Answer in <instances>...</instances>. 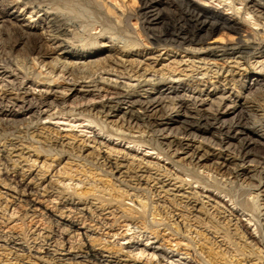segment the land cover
Segmentation results:
<instances>
[{"label": "bare ground", "instance_id": "bare-ground-1", "mask_svg": "<svg viewBox=\"0 0 264 264\" xmlns=\"http://www.w3.org/2000/svg\"><path fill=\"white\" fill-rule=\"evenodd\" d=\"M49 1H52L49 3L54 5L53 0ZM57 1L58 6L56 8H44L33 5L30 0H21L23 5L31 6V14H34V16L29 17V22H33V17L43 13L42 18L46 28V32L43 34H37L28 26H21L17 18L0 9V35L7 33L16 36L14 47L21 46L26 49L31 62L29 69L32 70V72H27L28 67L17 63V65L14 63L16 66L12 64L14 68L0 64V76L2 75L0 79V132L10 131V134H16L17 131L19 133L20 130H24L29 133L31 129L39 126L42 120H52L55 115L62 116L64 113L65 115L80 117L84 122L98 128L99 133L106 135L111 140L133 144L135 148L148 146L150 150L156 151V155H162L165 160L169 161V168L163 167V176L168 178L169 183L164 185L165 181L163 180L157 182L158 179L155 180V177L153 179L149 176L148 171L146 173L145 171L141 172L140 165L137 167L124 166L120 159L112 156L115 150L101 154V149L103 147L108 148L109 145L110 140L105 141V138L94 135L89 142L94 144V147L89 149L84 142L74 146H63L61 142V144L52 143L49 137L44 139L46 144L41 145L39 141L35 140L38 136L33 137L31 134L28 139V146L33 151L28 152L27 157L23 155L24 150L11 149L13 150L12 153L19 152L17 156L19 160L28 165L31 163V165L24 170L23 167H20L18 160L12 161L10 156L2 157L0 165L3 166V171L0 176V188L14 195V197L11 196L14 202H10V207L23 206L26 209L19 221L31 219L30 222L34 221L35 226H33L36 229L28 241L22 239L21 234L12 235L10 232L0 230V241L5 244L4 249L8 248L9 254L14 249L13 255H15L23 248V246H17L18 241H22L23 244L31 241V245L26 244L27 246L24 248L29 253L27 257L37 260L46 258L47 264H137L134 253L140 248L141 253L150 251L151 255H156L159 259L156 264H218L217 260L213 261L217 255L220 260L228 264L235 257L244 259L241 261L235 259V264H242L247 259L264 264V190L260 191L264 187V134L260 135L264 130V124L259 123L260 121L257 122V118H255L257 115L256 107L252 105L251 101L255 95L264 96V77L254 75L256 78L252 80L254 81L253 84L247 86L245 83H241L239 86V82L234 80L231 70L222 71L220 68L211 70L212 76L223 78L224 83H230L233 87L231 88L229 85L225 89L226 84L224 86L219 85L218 81L211 83V79L202 81L209 75V72L205 70L203 74H197L200 75V78L193 82L198 87V94L204 92V95H197L195 91L188 95L190 91L185 87L186 83L181 78L183 76L190 79L192 75H183L186 73L184 72L185 69L182 71L183 73H178V71V75L176 74L177 70L169 71L171 72L169 77L168 74L162 73L161 69L155 70V66L159 64L165 70L170 69L171 65L178 68L182 61H177L175 56H169L168 53L156 54L158 52L154 50L161 48L160 50L165 51L171 47L184 52L190 55L189 65L191 66L195 64L196 59L203 62L207 58H215L214 61L227 59L231 60L232 65H238L239 60L245 61L256 56L264 58V0H229L228 10L233 13L231 16L220 13L218 8L223 4L222 1L217 0L215 6L211 5L209 0H139L135 19L140 20V30L145 39L154 45L153 50L146 51L143 59L139 58L142 56L141 52L137 53V55L139 54L138 57L133 56L134 53L132 54V49L137 47V43L131 42L115 49V45L111 41L113 39L107 38L105 31L102 32L104 29L99 30V32L101 31L99 35L92 36L90 41L87 40V43L84 40V42H79L80 40L75 39L74 21L69 19L70 15L73 14L78 17L82 11L83 13L86 11L81 8L88 7L92 14L106 25L103 26L106 27L105 30L110 31L109 26H113L115 30L116 28L122 29L126 14L122 3L119 6H113L108 4L106 0ZM2 3L9 10H13L17 5L16 0H3L0 4ZM235 3L240 4L243 11L236 10ZM224 5L223 7H226ZM170 8H173L172 11L175 14L181 15L183 24L173 25V30L168 32L166 30L161 34L159 30L166 25L161 17L164 11L171 13ZM126 23L129 22L126 21ZM160 24L162 27L158 28ZM128 26L130 25L128 24ZM128 26L126 28H129ZM253 26L260 27V30H252ZM132 27L130 28L132 29ZM244 28L251 29V32L246 33ZM244 33L246 34L244 35ZM132 37L131 35L130 39H133ZM49 43L54 47L47 45ZM55 49L60 53L53 57ZM201 56L202 59L199 58ZM166 62L167 64L164 66L163 63ZM262 67L264 70V64ZM6 75L8 76L6 77ZM158 75H161L159 80L156 77ZM166 76L167 78L163 79ZM4 77L9 80L6 81L3 79ZM17 80L18 82H16ZM24 81H28L36 88H42L44 91L35 94L24 87ZM165 81L169 84L168 87L165 90L158 89L156 91L158 86L165 87L161 84ZM185 81L187 82V80ZM63 85L64 88H62ZM221 86L222 89H220ZM199 87H202L203 90ZM59 88L61 91H57ZM235 88H240L239 96L234 95V93L230 94V91ZM69 98H72L70 103ZM174 99L178 101L177 108L175 105L174 108L171 106L173 110H169L167 108L168 100ZM66 106H69L68 111H65ZM82 106L85 109L80 111ZM55 109H58L57 113H53ZM108 119H112V121L107 122ZM256 126H258L257 129H255ZM146 129L150 130V134L154 131V137L149 138V136L148 141L141 137L130 136L134 130L145 132ZM205 134L215 137L216 141L213 140L212 142L203 137ZM15 139L20 140L19 135H16ZM152 140L156 143L154 144ZM111 144L113 145V142ZM29 148L27 147V150ZM123 150L129 151L128 148ZM129 152L135 153V156L137 154L135 150ZM30 153L33 156H30ZM85 153L89 156L96 155V159L101 160V163H95L94 159L89 160L87 156H84ZM33 157L36 158L34 161H32ZM39 157L45 159L50 157V163L47 164L44 161L38 167L37 160ZM56 157L58 159L66 157L72 160L71 162L79 163V166H75L81 168L80 172L84 176L87 174L95 176L97 173L99 176L118 182L127 190L134 191L135 195L129 197L128 191H121L117 196L118 199L116 198L117 201L113 199L112 195L109 200L101 199L100 201L97 198L100 201L99 204L105 202V205L102 206L103 209L97 212V208L92 210V205L87 202L89 195L96 192V188L86 190L87 192L72 194L53 193L54 189L49 185L39 189L43 183L39 187L35 183L45 181L44 175L53 168V158ZM182 162H186V167L181 165ZM203 163L208 164L216 172L225 170L229 176L232 175L233 181H226L227 185L228 183H235L239 186L238 183L242 180H252L257 186L252 185L254 187L248 189L256 191V195L253 199H246L244 196L242 198L229 189L227 190L223 184L221 186L215 182L214 184L209 183L207 177L199 173V168ZM154 165L158 167H156L158 170L159 163L153 164V167ZM37 167L40 172L34 176L32 170L33 168L37 169ZM172 169L178 170L182 177L173 173ZM91 171H95V174H92ZM138 173L142 174L138 176ZM67 175L69 176V174ZM216 175L218 174L216 173ZM31 176L30 182L26 183V180ZM185 177H189L190 182H185L182 179ZM150 181H152L151 183L156 181V184L161 185L159 192L156 189L153 192L154 190L149 188ZM108 182L107 185L111 188L108 190L110 196L111 191L113 192L115 188L114 184L110 185L111 181ZM171 182L175 183L171 184ZM175 184H178L179 187H176ZM193 184L202 188L199 192L201 193L200 196L206 194L207 191H216L224 198H229L235 207V210H229L230 215H235L234 219L236 220L238 212L242 213V216L246 217L247 221L256 227L255 233L249 232L246 225L241 224L240 226L242 221L238 218L237 223L239 224L236 225L235 233L240 230V234H232L229 231L231 220H227V217H221L222 214L225 215V211L217 210L215 216L211 217L213 219H208V210H204V204L200 202V198H197L195 193L187 194L185 198L190 200L183 204L182 200L185 199L183 198L185 194L183 189L185 186L190 188ZM108 186L105 187L104 192ZM230 186L233 187V185ZM166 187H170L171 190L174 189L176 193L182 192L180 200L173 195L170 205L171 208H175L174 211L179 208L180 211L188 214L187 216L180 213L178 218H182L183 221H190L189 216H192L195 224L203 226L206 230H211V236L216 235L215 238H221L222 242L218 245L215 240L212 241V238L209 241V238L204 237V241L211 244L207 255L208 258L210 256V261L208 258L206 261V258L200 256L203 251L198 254L199 260H196L197 253L195 248L190 249L192 247L190 244L189 249L187 248L183 254L180 253L182 245L179 242H176L175 245L170 244L172 249H166L163 244L156 245L162 240L159 230L161 226L162 231H169L168 236L174 237V240L186 241L187 239L181 238L177 233L179 228L176 220L171 225L165 223L164 220L149 223L148 202L141 204L142 200H139L137 206L141 208V211L128 208L126 210L129 212L128 215H126L127 213H120L118 216L119 214L116 212H106L113 207V202L119 206H125L124 202L128 198L133 203V199L138 200L140 198L138 195L142 193L146 195V201L156 196V193L158 195L164 193V196L168 198L170 190H165ZM248 189L246 191H249ZM39 191H42V194ZM0 196L3 199V202H0V219L7 223L14 216L15 208L13 213H7L10 209V207L8 209L7 194L2 195L0 193ZM74 200H77V203H74ZM43 203L54 204L51 209L54 208V211L59 215L54 214ZM5 216L6 219H4ZM111 216L113 217L109 219ZM151 216H160V214L156 213ZM204 216H206L205 220L203 219ZM167 217L168 221L171 217L174 218L171 214ZM225 221L226 224H224ZM40 222L42 227L37 226ZM138 222L141 223L143 232H134L129 237L131 242L129 241L130 243L126 247L108 244L104 239L115 238L120 229H128ZM172 225H175V229L172 228ZM116 226L118 229L112 235L109 233L108 237L103 234L99 235V232L104 230L114 232ZM201 235L203 234H197L199 238ZM237 235H241V239L244 240L243 245L236 243L235 237ZM94 236L100 237L95 240L96 237ZM247 241L250 242L247 243ZM110 245L114 248L118 247L114 253L108 249ZM215 245L219 249V254L218 251L216 254L213 252ZM260 246L262 250H260ZM96 247L101 248L96 249ZM222 247H224L223 250ZM31 251H34L36 255L44 253V257H33L30 255ZM188 251H193L191 256ZM120 257H125L128 260H121Z\"/></svg>", "mask_w": 264, "mask_h": 264}, {"label": "rangeland", "instance_id": "rangeland-1", "mask_svg": "<svg viewBox=\"0 0 264 264\" xmlns=\"http://www.w3.org/2000/svg\"><path fill=\"white\" fill-rule=\"evenodd\" d=\"M1 1H3V0H0V2ZM99 1H104V0H99ZM209 1L211 2V5H213V6L217 5L216 4L217 2H215L216 0H209ZM217 1H222V4L226 5V7H223V5L219 6L218 10L220 11V13H222L223 15L228 14L229 16H231L233 14L231 10H228L229 5H230L229 0H217ZM16 2H17V5L15 6V8L13 10H9L6 6L3 5V3L0 4V9L4 10L5 13L11 14L13 17L17 18L18 23L21 26H28V28H30L31 30H34L37 34H43L44 32H46L44 19L42 18L43 13L41 12L39 15H36L35 17H33V22H29V17L34 16V14H31V9H30L31 6L30 5H23L21 0H16ZM49 2H52V1H49V0H39V1L38 0H30V3H32L33 5L42 6L44 8L45 7L46 8H56L58 6V4H56V2H58L57 0H53L54 5H52V3L50 4ZM106 2L108 4L113 5V6H119V4H121V3H122L121 5H124L123 7L125 9L124 8L123 9L126 10L125 11L126 14H125V17L123 19V21H125V22H123L124 29H123V27H122V29L116 28V30H117L116 31L113 26H109L111 29H113V31H111V29H110V31L105 30L106 27L104 28L103 26H106V25L103 24L101 22V20L97 19V17L94 14H92V11H90V9L88 7H83L81 9L86 10L85 12H87V13H85V12L83 13V11H82L80 13L81 15H79L78 17L74 16L73 14H72V16L74 18L71 15H70V18L68 17L70 20L74 21L73 25L75 27V30H74L75 39L80 40L79 42L85 41V43H87L88 41H90L92 36L99 35V33L104 29L102 32L105 31L106 37L107 38L109 37L110 39L114 40V41L113 40H111V41L114 43L115 49L118 48V46L120 47L121 45L122 46L127 45V44H130L131 42L137 43L138 44L137 47L135 46L132 49V54L134 53L133 56L138 57L139 54L137 55V53L141 52L142 56L139 58L143 59L145 54H146V51L153 50L154 45H151V41H149V40L147 41L145 39L144 34L140 30V26H141V24L139 22L140 20L135 19V17H137L135 14L137 13V10L139 8V6H138L139 0H106ZM234 7L236 10L243 11L240 4L238 5L235 3ZM172 10H173V8H170V11H172ZM64 12L66 13V11H64ZM164 13H163L161 18H162L163 22H165L166 25H165V27L160 29L161 31L159 30V33L166 32V30H167V32L173 30L172 29L173 25L175 26L176 24H179V23H180L179 25L183 24V20L181 19V15H179L178 13L175 14V12H173V11L171 13H169V11H168V13L164 11ZM168 15H169V17H168ZM178 15H179V18H178ZM92 18H94V19H92ZM246 18H249V17H246ZM126 21L129 23H126ZM167 23H169V24H167ZM128 24L130 26H128ZM132 25H133V27H132ZM127 26L129 28H126ZM158 26H159L158 28L162 27L161 24ZM184 26H186V25H184ZM109 27H107V29H109ZM130 27H132V29ZM251 29L254 31H259L260 27L253 26ZM251 29L244 28V31L246 33H250ZM99 30H101V31L99 32ZM122 30H124V31H122ZM246 33H244V35ZM131 35L133 36L132 37L133 39H130ZM15 39H16V36L14 37V36H11L7 33H2L0 35V64H4L2 66H10L13 68L17 64H19L21 66L25 65L26 67H28L27 72H32V70L29 69L31 66V62H30L29 57L26 53V49L24 47H21V46L20 47H14V44H16V41H14ZM126 39H127V41H126ZM47 45L54 47L51 43H49ZM160 49L161 48L154 49L156 52H158L156 54L163 55V53H168L169 56H175L177 61H182V64L178 68H176L175 65H171L170 66V69L172 68L171 70L170 69L165 70V69H163L162 65L159 64L158 66H155V70L161 69L162 73H164V74L166 73L165 75L168 74L167 76L169 77V75L171 74V72H169V71H173V70L176 71L177 70L176 74L178 75V73L182 72L185 69L184 72H186V73L182 72L183 75L184 74H189L190 76L192 75V78H190L192 80H190L187 77H183V76L181 78V80H183V82L186 83L185 87L187 89H189V91H190V93L188 95H191V93L194 91H195V93H197V95H200V96L204 95V92H202L201 94L200 93L198 94V87H196V85L193 84V82H195V80L197 78H200V75H197V74H201V73L203 74V72L205 70H207V72H209L208 73L209 75L207 77H205L206 79L203 78L202 81L205 82V81H208L211 79L210 83L218 81L217 83H219V85H222V86H224L227 82L224 83L223 78H221V77L216 78L215 75L212 76V73H210L211 70L214 71L216 69L218 70L219 68L222 69V71H225L226 69L231 70L233 72L232 76H233L234 80H236V82H239L238 83L239 86L241 83H245V85H247V86L253 84L254 81H252V80L254 78H256V76H254V75H260V76L264 77V70L262 69L263 68L262 65L264 64V58H259L257 56L254 58H250L248 60H245V61L239 60L238 65H232L230 63L231 60H227V59H225L227 61H225V60L219 61V59H217V61H214V60H216L215 58H210V59L207 58L204 62L202 60L199 61L198 59H196L195 64L192 65L193 66L192 67L191 65H189L190 64L189 63L190 62V55H187L184 52H181L179 50L177 51L176 49H172L171 47H168L165 51H162ZM113 50H114V48H113ZM58 53H60V51H57V49H55L53 52V54H54L53 57L56 56V54H58ZM162 57L165 58V56H162ZM6 58L8 59V61ZM199 58L202 59L203 57L201 56ZM5 62L6 63L9 62L8 63L9 65L6 64ZM167 62L169 63L170 61H167ZM167 62L163 63V65L165 66L167 64ZM14 63L15 64L17 63V64L15 65ZM223 63H224V65L222 66ZM12 64H14V66ZM189 67H191V68H189ZM187 68H189V69H187ZM155 75H157V74H155ZM7 76L8 75H6V77ZM167 76L163 77V79L164 78L166 79ZM156 77H158V80H159V78L161 79V75H158ZM1 78H2V75L0 76V79ZM3 79H5L6 81L9 80L5 77ZM185 80H187V82ZM16 82H18V80ZM28 83H29L28 81H24V83H23L24 87L27 89H30L35 94L39 93L40 91L41 92L44 91V89H42V88H36L32 83H29V84ZM161 84H163V86H165V87L158 86L156 91H158V89L159 90H165L169 85V84H167L166 81L163 83L161 82ZM229 85H230V83L226 84L225 89L228 88ZM222 86L220 89H222ZM64 87L65 86L63 85L62 88H64ZM231 88H233V87L231 86ZM199 89L203 90L202 87L201 88L199 87ZM57 91H61V88H59ZM147 91H149V90H147ZM140 93H143V92H140ZM231 93H234V95L239 96L240 88H238V89L235 88V89L231 90L230 94ZM68 95H70V94H68ZM197 95H195V96L197 97ZM258 96L259 95H255L254 97H252L253 100L251 99V101H252V105H254V107H256L255 110H256L257 115H255V118H257L256 119L257 122L260 121L259 123L264 124V122H263L264 121V96H259V97ZM203 98H205V97H203ZM71 100H72V98H69V103L71 102ZM170 101L168 100L169 103L167 105V108H169V110H173L175 105H176L175 108H177V102L178 101L175 99L170 100ZM172 101H174V102H172ZM97 102H99V101H97ZM170 103H171V105H170ZM171 106H173V108ZM68 107L67 106L65 107L66 108L65 111H68ZM83 108L85 109V107L82 106L80 108L81 109L80 111L84 110ZM57 112H58V109H55L53 111V113H57ZM113 119H115V118H113ZM110 121H112V119H108L107 122H110ZM257 128H258V126L255 127V129H257ZM149 131L150 130L146 129L145 132H142V134H141V132L134 130V131H132L133 133L132 132L130 133V136H133L134 138H140L141 137V138H144L145 141H148L149 136H150L149 138L154 137V135H153L154 131H152L153 132L152 134H150ZM254 131H256V130H254ZM263 131L264 130H262L260 135L264 134ZM10 133H11L10 131L9 132L6 131V132H2L0 134V159L4 156H10L12 161L18 160V162L20 163V167H23L24 170H26V167L30 166L31 163H29V165H28V164H25L24 162H22L21 160H19L17 157L19 152L12 153L11 151H13V150H11V149L15 148L18 150H24L23 155L25 157H27L28 155H26V154L28 152L33 151V149L29 148V146H28V144H29L28 139L31 136V134L33 135V137L38 136L37 138H35V140L39 141L41 145H45L46 143H45L44 139L49 137V138H51L50 141L52 143H59V144L63 143V146H68V145L74 146V145H78V144H81L84 142V144H86V146H88L87 148H89V149H92L94 147V144H91L89 142H91V139L95 135V136L105 138V141L110 140L109 145H108L109 149L103 147L101 149V154H102V152L107 153L109 150H112V151L115 150V153L112 156L114 158L117 157L118 159H120V161H122L124 163L123 164L124 166L129 165L132 167H137L138 165H140V170H142L141 172L145 171V173H146V171H148L149 176H151L153 179L155 177V180L158 179V180H156L157 182L159 180L160 181L163 180V181H165L164 185L169 183L167 181L168 178H165V176H163V174H164L163 167L169 168V161L165 160V158H163L162 155H156V151L150 150V148H148V146L135 148L133 146V144H126L125 142H120L119 140H111L106 135L99 133L98 128H94L93 126L89 125L87 122H84V120L80 117L65 115V113L62 116L55 115L52 118V120H48V119L42 120L40 122V125L37 126L36 128H33V130L31 129L29 131V133H26L24 130H20L19 133L17 131L16 134H14V133L10 134ZM128 133H125V134H128ZM16 135L17 136L19 135L20 140H22L21 142H20V140L15 139ZM21 137H22V139H21ZM203 137L211 140L212 142H213V140L216 141L215 137H211L207 134L203 135ZM23 138H24V140H23ZM111 142H113V145L111 144ZM152 142L154 144L156 143L153 140H152ZM27 147L29 148L28 150H27ZM124 148L125 149L128 148L129 151L135 150L137 152L136 156H135V153L133 154L132 152H129L128 150L127 151L123 150ZM118 152H119V154H118ZM11 153H12V155H11ZM30 156H33V154L30 153ZM84 156H87V158H89V160L94 159L95 163H97V162L101 163V160H98V158L96 159V157H95L96 155H94V156L90 155L89 156V155H87V153H85ZM113 157H112V159H114ZM35 159L36 158L33 157L32 161H34ZM53 160H54V162L52 163L53 168H51L49 171H47V173H45V175H44L45 181H43V182L37 181L35 183V185L37 187H39L43 183L39 189H43L44 187L49 185L54 189L53 193L59 192V193H63V194H72L75 192L76 193H81V192L83 193V192H87L86 190H89L91 188H96V192L95 193L92 192L93 194L91 193L89 195L87 202L92 205V207H91L92 210L97 208V212L100 209H103L102 206L105 205V202L103 204H99L101 199L109 200L111 195H112L113 199L115 201H117V199H118L117 196H119L118 194H120L121 191H128V193L130 195L129 197H132V195H135L134 191H131L129 189L127 190L123 186H120L118 182L113 181L107 177L99 176V175H97V173L95 176L90 175V174H87L84 176L80 172L81 168H77L79 166L78 165L79 163L71 162L72 160H69L66 157H63L62 159H58L56 157V158H53ZM44 161L47 164L50 163V157L47 159H45L44 157H39L37 160V166L39 167ZM156 163L157 164L159 163V169L158 170L156 169L157 166L154 165V167H153V164H156ZM182 163H181V165H184V167H186V162H182ZM75 165H78V166H75ZM38 167H37V169L33 168V170H32V172H34V174H33L34 176L38 175V173L40 172ZM2 169H3V166L0 165V176H1L2 171H3ZM86 170H87V168H86ZM18 171H19V169H18ZM63 172L65 174H60ZM91 172H92V174H95V171H91ZM172 172L175 174H178V175L180 174V173H178V170H175V169H172ZM199 173L202 174L204 177H207V181L208 182L210 181L209 183L214 184V182H215L216 184H219L221 186L223 184L227 190L229 189L230 191H232V193H234V194L236 193L242 198L245 197L246 199H253L254 196L256 195V191L254 192V191L250 190L251 187H254L252 185H255V187L257 186V184L255 182H253L252 180H249V179L245 180V181L242 180L241 182L238 183L239 186L237 184L235 185V183L234 184L228 183V185H227L226 181H228V180L233 181L232 175L229 176L228 173L225 172V170L221 171V172H218V171L216 172L215 169L212 170L211 167L208 166V164H204V163H203V165L201 164V166L199 168ZM216 173L218 175H216ZM67 174H69V176ZM141 174L142 173H138V176ZM70 177H72L71 180H70ZM179 177H182V176L179 175ZM31 178H32V176L26 180V183H29ZM213 178H214V180H213ZM182 179L185 182H190L189 177H185ZM211 180H212V182H211ZM50 181H51V183H50ZM108 181H111L112 183H110V185L114 184V188H115L113 192L111 191L110 196L108 195V193H109L108 190L111 188L107 185V183H109ZM156 181L154 183H151L152 181H150V183H149V188L153 189L154 190L153 192H155V189L157 190V192L160 191L159 187H161V185L156 184ZM172 183H175V182H171V184ZM175 185H176V187L177 186L179 187L178 184H175ZM230 185H233V187ZM106 186H108V187H107V190L104 192V189ZM191 186L192 187H190V188L188 186L184 187L183 190H184L185 194H184L183 198H185V196H187V194H189V193H195V195L197 194V198H200V202H202L205 206L204 210H208V213H209L208 219L209 218L213 219L211 217L215 216V214H216L215 212L217 210H219L220 212L225 211L226 212L225 215L223 216V214H222L221 217H225V218L227 217V220H231L229 223V227H230L229 231L232 234H240V230L237 233H235L236 225L239 224V223H237L238 218H240V220L242 221L240 223V226H241V224L246 225L249 232H251L253 234L255 233L256 227L253 226L252 223L248 222L247 218L242 216V213L238 212V218H236V220L234 219L235 215L234 216L230 215L231 212L229 210L230 209L235 210V207L232 204V202L229 201V198H224L223 195L217 194L216 191H214V192L207 191L206 194H202L200 196L201 193H199V192L201 191L202 188L198 187L195 184H193ZM227 187H229V188H227ZM249 187H250V189H248ZM191 188H193V191H191ZM118 189H119V191H117ZM247 189L249 191H246ZM165 190H170V192L168 194L169 195L168 198H167V196L166 197L164 196L165 195L164 193H161L160 195H158V193H156V196L152 197V199L150 198L149 201H146V195L142 193V194L138 195V197H140L138 200L136 198L133 199V201H134L133 203L130 202L129 198H128V200H126L124 202L125 206H119V204H117L116 202H113V204H114L113 207L106 210V212L113 211V212L118 213L119 214L118 216H120V213H127L126 215H128L129 212L126 211L128 208L135 209V211L137 210L138 212L141 211L140 210L141 208L139 206H137V203L139 202V200H142L141 204H145L148 202L149 207H147V210H149L148 211L149 212L148 213V222L149 223H151L152 221L158 222L160 220H164L165 223H168L171 225L174 222V220H176L175 222H177L178 228H179L178 230L176 228L177 233L181 236V238L183 237V239H185V240L187 239L186 241L174 240V237L171 238L168 236L170 233L169 231H167V232L162 231L163 228L161 226V227H159V230L161 231L162 240L159 241V243L156 245L163 244V246H165V248L167 249V248H171L170 244L175 245L176 242L177 243L179 242V244L182 245V247H180V248H182V251L180 252L182 254L186 252L187 248L189 249L190 245H192V247H190V249L195 248V252L197 253V256H198V254H200L201 251H203L200 256H202L204 259L206 258V261H207V258H208L207 255L209 253L208 249L211 247L210 246L211 244L208 241H204V237L206 236V238H209V241L212 238V241L214 242V240H215L218 245L222 242L221 238H215L216 235L211 236V230H206L203 226H201V225L198 226L197 224H195L192 216H189L190 221L189 220L183 221L182 218H178L180 213L187 215V216H188V214L180 211L179 208H177L176 211H174L175 208H171L170 205L172 204L171 200H172L173 195L176 196V199H179V198H181L182 192L176 193L174 191V189L171 190L170 187H166ZM262 190H264V187H262L260 191H262ZM204 191H205V189H204ZM247 192H249V193L246 194ZM0 193H2V195L7 194L6 198L9 201V204H8V209H9V207L11 206L10 202L11 201L14 202V200H13V198H11V196L14 197V195L10 192H7V190H4L2 188H0ZM39 193L42 194V191H39ZM261 194H263V193H261ZM209 196H210V198H209ZM3 197H5V196H3ZM214 197H216L217 199H215ZM97 198L100 199V201ZM96 199H97V201H96ZM189 200H190L189 198H187V199L185 198L182 200V202H183V204H185ZM222 200H223V202H222ZM0 202H3V199L1 196H0ZM191 202H192V200H191ZM219 202H221V204H219ZM56 203H57V201H56ZM74 203H77V200H74ZM43 205L45 207H47L48 209H50L51 211H53V213L56 214L57 216L59 215V213H56V211H54V208L51 209L52 206L54 207V204L43 203ZM2 206H4V205H2ZM14 208H15L14 206L10 207V209L7 213H9V214L13 213ZM14 212H15V213H13L14 216H12V218L8 221L9 224H7L8 222L5 223V220L0 219V222H1L0 230H3L4 232H10L12 235L21 234L22 239H25V240L27 239V241H28L29 238L31 237V235L33 234L32 232H34V230L36 229V228H34V226H35L34 221L32 223L30 222L31 219L30 220L29 219L28 220L23 219V221H19L20 216L26 212V209L23 206L16 207ZM156 213L160 214V216H151L152 214L155 215ZM169 214L174 216V218L171 217V219H169V221H168L167 216ZM112 217L113 216L109 217V219H111ZM166 218H167V220L165 221ZM4 219H6V216L4 217ZM203 219L205 220L206 216H204ZM208 219H207V221H208ZM226 221L224 224L227 223ZM10 222H12V223H10ZM38 225H40V227H42L41 222H40V224H37V226ZM141 227H142L141 223L138 222L135 225L130 226L128 229L122 228L117 232L118 235L115 238H109L107 235H108V233H109V235H112L113 233H115L116 230L118 229L117 226L114 227L115 228L114 232H109V230H104V231L99 232V235L103 234L105 237H108V238H104V239H106L108 244H117L118 246L126 247L128 245V243L131 242L129 240V237L132 236V234L134 232H140V231L143 232L141 230ZM174 227H175V225H172V228H174ZM127 230H129V231H127ZM200 233H202L203 235H201V237L199 238L197 236V234H200ZM239 236H240V238H239ZM239 236L237 235L236 236L237 238L235 237L236 243H239V245H243L244 240L241 239V235H239ZM94 237H96L95 240H97L100 236H94ZM187 241H189L190 243H188ZM30 242L31 241L23 244L22 241H18L16 243V244H18L17 246H23V248H21L20 252H17L18 254L16 253L15 255H13L15 252L14 249H12L11 250L12 253L9 254L10 251H8V248L4 249L5 244L2 241H0V246H2V247H0V264H47L45 261L46 258L42 259L43 260L42 261L41 259L37 260V259L32 258V257L31 258L27 257V256H29L28 255L29 253L26 251V249L24 250V248L28 244H30ZM249 242L250 241H247V243H249ZM216 246L217 245H215V247H213V252L216 254V251H218L217 253L219 254V249H217ZM100 248L101 247H96V249H100ZM117 248L118 247H115V248L112 247V245H110L108 247V249H111V251L113 253L117 250ZM140 249L138 251H135V253H134L135 262L137 264H156L159 262V259L156 255H151L150 251H145V252L143 251L141 253ZM183 249H184V251H183ZM221 249L223 250L224 247H222ZM32 250H34V249H32ZM260 250H262L261 246H260ZM40 252H42V251H40ZM192 252L193 251H188L190 256L192 255ZM30 255L33 257H44V253H40L39 255H36V254H34V251H31ZM200 256H198L196 260H199ZM120 258H121V260H124V259L128 260L125 257H120ZM235 259L239 260V261L244 260L241 257H239V258L235 257L232 259V262L230 264H233V262L235 264L236 263ZM208 260L210 261V256H209ZM213 261L218 262V264H228V263H224V261L220 260V257L218 255L215 258V260H213ZM197 263H199V262L197 261ZM246 263H248V264H259L257 261H252V260L250 261L249 259H247L242 264H246ZM161 264H165V263H161Z\"/></svg>", "mask_w": 264, "mask_h": 264}]
</instances>
